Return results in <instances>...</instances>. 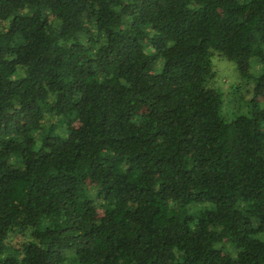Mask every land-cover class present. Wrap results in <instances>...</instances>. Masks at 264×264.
<instances>
[{"label": "trees", "instance_id": "1", "mask_svg": "<svg viewBox=\"0 0 264 264\" xmlns=\"http://www.w3.org/2000/svg\"><path fill=\"white\" fill-rule=\"evenodd\" d=\"M215 51L264 63V0H0V264H264V105L225 116Z\"/></svg>", "mask_w": 264, "mask_h": 264}, {"label": "rangeland", "instance_id": "2", "mask_svg": "<svg viewBox=\"0 0 264 264\" xmlns=\"http://www.w3.org/2000/svg\"><path fill=\"white\" fill-rule=\"evenodd\" d=\"M215 76L208 84L221 92L222 110L227 118L241 113H250L253 102L264 105V90L255 86L257 76L264 71V63L258 55H252L247 65L237 68L235 63L215 51L212 56ZM229 249L230 247L226 245Z\"/></svg>", "mask_w": 264, "mask_h": 264}]
</instances>
